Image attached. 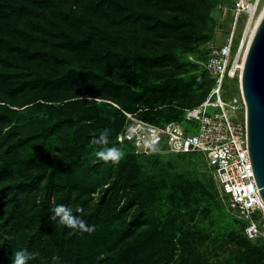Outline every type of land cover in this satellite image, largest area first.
<instances>
[{
  "label": "rangeland",
  "instance_id": "1",
  "mask_svg": "<svg viewBox=\"0 0 264 264\" xmlns=\"http://www.w3.org/2000/svg\"><path fill=\"white\" fill-rule=\"evenodd\" d=\"M99 1L12 0L17 8L0 5L1 57L9 55L14 43L38 54V58L28 60L32 68L41 64L44 72L53 77L73 72L56 90L32 83L36 73L27 70L13 72L20 73L17 77L0 79L1 111L37 112L33 120L27 121L39 129L57 122L56 132L38 151L27 146L11 155L12 163L0 177V189L23 180L27 169L23 166L34 153H73L91 130L83 126L88 121H71L75 114L72 109L84 111L95 102L104 116L115 120L112 127L106 128V134L115 126H123L117 136L107 138L103 134L85 145L78 163L69 171L70 177L62 182L64 188L57 186L60 193L52 196L56 206L50 238L56 253L55 264H163V247L173 258L172 240L176 243L183 236L184 246H173L175 262L184 256L193 263L232 264L233 250L226 243L225 232L233 228L243 236L242 223L229 210L204 160L196 155H139L120 141L122 129L129 122L127 115L157 126L168 121L182 122L185 111L208 96L212 79L206 63L222 41L220 30L228 25L222 20L231 17L230 10L224 12L229 1L128 0L130 10L122 6L115 11L101 3L99 10L94 11ZM25 4L28 9L21 12L19 7ZM263 8L261 0L257 18ZM91 21L110 37L99 40L94 48L110 50L66 51L60 30L66 27L80 34L90 28ZM171 22L181 23L180 29L175 30L169 25ZM243 29L240 24L238 37ZM10 69L2 58L0 70ZM84 71L97 72L96 77L78 73ZM18 79L29 81L25 90L17 89ZM115 82L123 86L114 87ZM238 95L239 85L226 81L224 101ZM38 102L52 104L53 108L37 107ZM65 107L69 109L67 117L58 118ZM44 118L52 120L44 122ZM6 122L1 120L0 126ZM131 157L135 160L132 165L136 166V178L129 181L127 172L121 173V169ZM40 195L39 190L24 192L23 209L17 210V216L9 223L8 217L14 211L12 198L6 195L0 199V252L3 236L8 235L7 225L13 240L6 257L0 259L1 264H14L27 233L39 224ZM101 197L104 204L97 211ZM84 231L90 232L86 255L77 260L73 254L75 239ZM139 231H152L151 239V234L136 235ZM143 243L152 245L146 248ZM247 243L264 260V242ZM35 248L34 264H45L44 255ZM107 255L111 261L103 262Z\"/></svg>",
  "mask_w": 264,
  "mask_h": 264
},
{
  "label": "trees",
  "instance_id": "2",
  "mask_svg": "<svg viewBox=\"0 0 264 264\" xmlns=\"http://www.w3.org/2000/svg\"><path fill=\"white\" fill-rule=\"evenodd\" d=\"M203 1V0H199ZM12 0H0V5L2 6H8L10 5L11 8H17L16 4L13 3ZM107 3V9L117 10L121 8L122 6L126 8V10H130V3L128 0H101L97 2V5L94 7V11L99 10L101 7L100 4ZM21 12H24L28 9V4L21 5L19 7ZM139 15L142 14L141 11L138 13ZM163 25H165V22H163ZM169 25L174 26L175 30L180 29L181 23L177 22H171ZM90 28L85 29L84 31L80 32V34H74L70 32L66 27L62 28L60 31L62 33V44L63 46L67 47L64 48L67 50H73L76 53H79L80 51H88V50H95L98 51H106L108 52L110 48H94L98 44L99 40L105 41L106 39H109L110 37L105 32L104 28H100L99 25L95 23V21L90 22ZM110 40V39H109ZM1 42V41H0ZM14 48H9L10 52L9 55L1 57L4 58L5 62L8 66L12 69L11 71H2L0 70V79H9L12 76L16 75L19 76L20 73H13L18 70H27L28 73H36V78L33 79L32 83H35L36 85L40 84L43 88H55L58 89L62 86V83L65 79L69 78L73 72H70V70L62 75L56 74L55 77L50 76L46 74L41 66V64H38L37 67L32 68L31 64L28 62V60H33L34 58H38V54L35 51H32L30 48H21L20 45H16L12 43ZM54 52V51H53ZM29 59H28V58ZM40 57H42L40 55ZM57 72H59V69H57ZM79 74H82L86 76L87 78H95L96 73L94 71H84V72H78ZM77 74V73H76ZM110 80V79H109ZM172 81V80H170ZM179 81V80H178ZM235 82L238 84L236 80H227V82ZM18 88L20 91L25 90L26 85H28L29 81L27 80H19L18 79ZM109 84H113V82H105ZM178 85V84H177ZM122 84H119L118 82H115L114 87H121ZM213 86V81L211 88ZM46 105V106H45ZM48 105V106H47ZM48 107L53 108L52 104H44L41 102L37 103V107ZM94 107V108H92ZM29 107H26L25 109H28ZM75 111V114L70 117L71 121L73 122H85L88 121L89 124H83V126H86L90 128L91 132L88 133L86 136V139L82 141V144L80 146H75L74 152L70 153L69 155H56L52 152H41L36 156V153L30 155L28 158V163L23 166L27 167V169L24 170V178L23 180L17 182L14 185H8L0 189V199L5 198L6 195L11 196L12 198V207L11 210H14L12 214L8 217V223L15 219L17 216V210H22V202H23V193L26 191H33V190H39L40 191V212L37 215V220L39 221V224L36 225L35 228H31L30 232L27 233V237L25 239V243L19 252V254L15 257L13 260L14 264H34L35 263V247H37L41 253L45 257V264H55V258L56 253L54 251V248L51 243V234L53 232V228L51 227L52 221L54 219L53 215L55 210V206L52 203V196L55 194L60 193V189L57 188V186H60L61 189L64 188L62 186V182H65V179L70 177L69 171L71 167L74 164L78 163V160L81 157L82 149L87 145L92 139L98 138L105 133L106 128L112 127L114 125V121H112V116L108 115L104 116L103 112L101 110H98V106L95 102L90 103V107L87 110H81L79 111V108L76 107L75 109H72ZM16 110L11 111H1L0 110V121L6 119L7 122L4 125L0 126V177L6 173L12 163L10 157L11 155L14 156L16 152H18L21 148L27 147V146H34L35 151H38L37 148L41 146L44 142L48 140V138L56 132L57 128V122L52 124L51 126H44L43 128L39 129L37 126H33L32 122L28 123L27 120H33L35 117V114L37 113H27L20 112L16 114ZM79 111V112H78ZM89 111V112H87ZM60 112H62V115L58 118L64 119L67 117V113L69 112L68 107H65ZM81 112V113H80ZM87 112V113H82ZM13 120H15L13 122ZM44 122H51L50 118H44L42 119ZM109 121V122H108ZM170 122V121H168ZM121 126L123 124H120V126H115L113 130L106 134L107 138H111L112 136H117L119 131L121 130ZM185 156V155H184ZM189 156V155H187ZM132 163H135V160L131 158H127L126 164L121 169V173L126 171L127 172V178L130 181L132 178L135 177L136 169H134L136 166H133ZM29 164V165H28ZM30 167H32L30 170H28ZM33 169V170H32ZM68 185L70 183V180L66 181ZM196 184V183H194ZM190 192V191H189ZM209 201V200H208ZM102 204H104L103 197L100 198L98 209L100 210ZM207 210L212 213V210L210 207H206ZM96 211V212H97ZM210 212H207V214H211ZM94 215H90V218H92ZM136 221L135 219L133 222ZM242 223V222H241ZM7 236L4 237V244L2 246L1 252H0V259H4L6 257V253H8L9 248L11 245H13V240L11 238V229L7 225ZM244 229V225L242 223V231ZM89 231L81 232L79 235H77L75 239V249L73 250V254L75 255V259H79L81 256L86 255L85 254V246L86 241L88 240ZM152 231L143 232L139 231L138 234H151ZM141 235V236H142ZM148 236V235H147ZM244 236V238H243ZM243 236L240 232L237 230H234L233 228H228L225 232V238L226 243L228 246H230V250H233V253H230L231 259H233L232 264H264V260L262 259L261 254L255 249L251 248L248 242H251L247 240V238L244 235ZM152 234L149 236L151 239ZM144 238V237H143ZM140 240V239H139ZM165 243V241H163ZM175 244L181 245V247L185 244V238L179 237ZM152 244H142V246L148 248ZM172 246V255L173 258L170 257V254L167 252H164L163 247V264H202L201 262H192L190 260H185V257L183 256L180 261L173 260L175 257L174 252L176 251L175 247ZM151 249H153L151 247ZM148 250V249H146ZM91 255V254H90ZM141 253L138 252L137 256H140ZM167 257V258H166ZM111 256L107 255L106 259L103 262H110ZM185 261V262H184ZM1 264V263H0ZM125 264V263H122Z\"/></svg>",
  "mask_w": 264,
  "mask_h": 264
},
{
  "label": "built area",
  "instance_id": "3",
  "mask_svg": "<svg viewBox=\"0 0 264 264\" xmlns=\"http://www.w3.org/2000/svg\"><path fill=\"white\" fill-rule=\"evenodd\" d=\"M231 17L220 30L222 41L206 63L213 86L198 106L185 111L182 122L152 125L132 115L124 125L120 141L139 155L154 153L196 155L209 168L230 211L244 225L252 242H264V201L256 185L247 149V106L240 89L248 50L245 30L259 13L258 0H227ZM227 20V22H226ZM240 24L244 29L237 36ZM227 80H236L240 95L225 102Z\"/></svg>",
  "mask_w": 264,
  "mask_h": 264
},
{
  "label": "water",
  "instance_id": "4",
  "mask_svg": "<svg viewBox=\"0 0 264 264\" xmlns=\"http://www.w3.org/2000/svg\"><path fill=\"white\" fill-rule=\"evenodd\" d=\"M240 89L247 106V149L264 201V14L250 39Z\"/></svg>",
  "mask_w": 264,
  "mask_h": 264
},
{
  "label": "bare ground",
  "instance_id": "5",
  "mask_svg": "<svg viewBox=\"0 0 264 264\" xmlns=\"http://www.w3.org/2000/svg\"><path fill=\"white\" fill-rule=\"evenodd\" d=\"M260 1H261V0H258L259 3H260ZM263 14H264V8H263V10L260 12V15H259L258 18H257V16H256L255 19H251V18H250L249 24H248V26H247V28H246V30H245V33H246V40H247V46L249 45L250 39L252 38L253 33H254L256 27L258 26V23L260 22V20H261Z\"/></svg>",
  "mask_w": 264,
  "mask_h": 264
}]
</instances>
